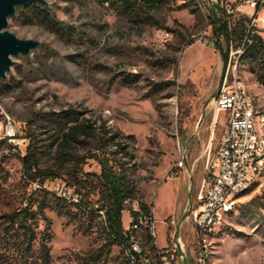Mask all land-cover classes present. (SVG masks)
Here are the masks:
<instances>
[{
    "label": "rangeland",
    "instance_id": "rangeland-1",
    "mask_svg": "<svg viewBox=\"0 0 264 264\" xmlns=\"http://www.w3.org/2000/svg\"><path fill=\"white\" fill-rule=\"evenodd\" d=\"M44 1L68 35L56 34L38 21L25 22L20 12L9 19L11 33L37 41L39 47L27 57L15 58L11 72L0 79V141L10 122L24 155L30 135L46 138L36 130V118L71 108L86 119L105 122L128 137L124 142L134 160L124 163H129L126 169L139 205L156 221L157 255L161 250L172 254L179 239L176 249L185 258L177 264H264V166L204 241L191 217L209 155L226 126V118L215 115L214 100L227 73L229 82L237 80L264 118V86L253 70L238 64L241 51L232 44L225 65L228 45L213 33V21L219 26L224 17L234 23L247 16L264 39L260 0H196L199 15L180 8V3L165 6L153 11V25L134 23L98 0ZM165 34L170 37L165 39ZM263 136L264 124V141ZM5 139L13 148L3 145L0 151V214L19 207L27 196L14 139ZM182 149L188 161L179 170L175 165ZM41 163L46 165L45 157ZM83 170L100 174L101 167L87 160ZM57 182L47 184L53 188ZM92 199L98 201L97 196ZM45 215L51 221L46 232L51 264H79L103 248L105 235L97 222L67 208L61 213L52 201ZM129 222V213L123 211V230L129 229ZM44 228L40 222L38 232ZM137 241L148 256L139 237ZM39 248L38 241L36 254ZM98 264L126 262L121 249L113 246L104 248Z\"/></svg>",
    "mask_w": 264,
    "mask_h": 264
},
{
    "label": "trees",
    "instance_id": "trees-1",
    "mask_svg": "<svg viewBox=\"0 0 264 264\" xmlns=\"http://www.w3.org/2000/svg\"><path fill=\"white\" fill-rule=\"evenodd\" d=\"M98 1L137 24L153 25L155 9L179 3L180 8L189 10L191 14H200L196 0ZM18 12L25 22L38 21L56 34L68 35L46 5H29L17 9L16 13ZM252 20L253 18L240 16L232 23L229 17H224L219 26L213 21V33L217 41L223 37L228 45L223 55L225 65L230 61L229 45L232 44L236 51H241L238 54V64L253 70L258 82L264 86V39ZM126 82L123 81L130 86ZM36 124V130H41L46 138L40 139L37 133L30 135L25 154L21 156L17 152L23 168L27 196L19 207L0 214V264H51L48 247L50 234L46 233L50 231L51 221L45 215L50 201L61 209V213L63 208H67L90 223L97 222L105 235L103 248L98 253L83 257L79 264H98L104 248L110 249L113 246L119 247L126 264H131L124 253V249L128 247V230H123L122 225L123 211H127L132 217L136 215L129 206L124 205L126 200H137L136 187L126 169L129 163H124L125 159L134 160L133 153L124 142L128 137L109 129L105 122L99 124L86 119L83 113L72 108L40 114L36 118ZM42 142H45V151L41 147ZM3 145L12 147L5 138L0 141V151ZM44 157L45 166L41 163ZM87 160L99 163L100 174L84 172L83 166ZM59 179L64 180L80 197L79 205L58 197L49 184L45 186L47 182ZM35 182H39L40 187L32 190ZM93 196H97L98 201L94 202ZM140 213L144 214L143 217H152L151 212L142 204ZM40 222L45 225L42 233L38 232ZM138 236L148 256L158 259L159 255L156 253L159 252L147 228H142ZM38 241L40 248L36 254L34 246Z\"/></svg>",
    "mask_w": 264,
    "mask_h": 264
},
{
    "label": "built area",
    "instance_id": "built-area-1",
    "mask_svg": "<svg viewBox=\"0 0 264 264\" xmlns=\"http://www.w3.org/2000/svg\"><path fill=\"white\" fill-rule=\"evenodd\" d=\"M261 9L264 10V2H258ZM257 5V4H256ZM170 37L165 34V39ZM214 109L216 117L223 115L226 118L224 133L217 145L214 153H210L205 175L202 179L199 192L195 199L194 208L191 211L196 232L202 239L204 225L215 220H224L218 218V211L221 206L234 207L237 199H232V192L244 184L245 181L255 179V171L258 165V155L262 154L257 147V134L254 133L251 123V109L244 103L243 96L238 93L237 80L229 82L228 73L225 75L217 97L214 100ZM16 133L12 124L6 128L4 138L14 139L15 152H20V143L15 139ZM188 161V155L184 149L178 151V159L175 167L184 169ZM47 183L45 184V186ZM39 182L32 184L31 189H38ZM57 194L68 195L80 200V197L74 193L64 180L59 179L52 188ZM131 201L129 207L132 210ZM103 216V212H101ZM141 220L143 213H140ZM150 225L156 228L155 219H150ZM127 230V229H126ZM157 233V232H156ZM176 232L172 235L174 239ZM172 254L161 250L158 259L145 258L136 251L132 245V238L129 237L128 247L124 249L125 256L133 264H177L178 261H184L183 251L176 249L180 240L176 242Z\"/></svg>",
    "mask_w": 264,
    "mask_h": 264
},
{
    "label": "bare ground",
    "instance_id": "bare-ground-1",
    "mask_svg": "<svg viewBox=\"0 0 264 264\" xmlns=\"http://www.w3.org/2000/svg\"><path fill=\"white\" fill-rule=\"evenodd\" d=\"M260 2H264V0H260ZM237 88H238V93H240L243 96L244 103H246V106H249L251 109V123L253 125L254 133L257 134V147L261 149L262 154L258 155V165L259 166L257 167V169L255 171V179L245 181L244 184L240 185V187L238 189H236L234 192H232V199H236V197L243 194L255 182V180H257V178L260 175V173L262 172L263 166H264V159H263L264 141L262 140V126L264 124V118L259 114L253 99L247 93V91H245L238 84H237ZM54 193L58 197L65 199L69 203H72L74 205L80 204L79 199L72 198L68 195L57 194L55 191H54ZM130 203H131L130 200H126L124 202V205L129 206ZM135 203H138V204H132V211L134 213H136V215L134 217L130 216L128 234H129V237L132 238V245L134 247H136V251L140 252V255L144 256L145 258H148V256L145 253H143L141 251V249L139 248V243H138L139 241H137V240L139 237L138 233L140 232V230L142 228H147V231H149V235H151L152 239H154V240L157 239L155 227L150 225V219H153V217H151V216H150L151 218L143 217L141 220V215L139 214V210H140L139 202L136 200ZM229 209H230V207H228V206H221V208H219V211H218V218H224L225 214L228 212ZM222 221L223 220H215V221L206 223L204 225V228L202 231V241H204L203 238L206 236H209L214 231V229L219 224L222 223ZM153 243H154V241H153ZM144 252H145V250H144Z\"/></svg>",
    "mask_w": 264,
    "mask_h": 264
},
{
    "label": "water",
    "instance_id": "water-1",
    "mask_svg": "<svg viewBox=\"0 0 264 264\" xmlns=\"http://www.w3.org/2000/svg\"><path fill=\"white\" fill-rule=\"evenodd\" d=\"M44 0H0V79L15 66V58L27 57L39 47V42L22 40L8 30L9 19L16 15L17 9L29 5H45Z\"/></svg>",
    "mask_w": 264,
    "mask_h": 264
}]
</instances>
